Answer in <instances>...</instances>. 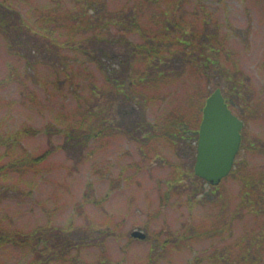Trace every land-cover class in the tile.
Segmentation results:
<instances>
[{
	"label": "rangeland",
	"instance_id": "374dc122",
	"mask_svg": "<svg viewBox=\"0 0 264 264\" xmlns=\"http://www.w3.org/2000/svg\"><path fill=\"white\" fill-rule=\"evenodd\" d=\"M19 1V6L30 16H37L50 6L66 9L71 5L70 0ZM126 1L111 0V4L116 8ZM187 1L192 5L196 0ZM203 1L209 5L205 11H211L214 18L209 29L219 25L220 33L229 36L233 59L250 81L254 105L263 116L264 1ZM191 5L184 8L190 9L189 18L193 17ZM195 27L200 28V23L196 22ZM76 53H63L70 63L64 65L68 67V76H65L58 69L54 55L36 58L30 54L25 58L11 51L0 35V80L7 75L14 77L0 88V130L14 132L23 126L43 130L49 123L61 128L78 124L84 115L83 108L78 106L89 108L83 100L92 97L93 86L101 87L104 83L95 65L91 61L87 63L85 55ZM75 88L78 89L76 94L73 93ZM215 88L214 82L207 87L199 74L188 71L167 88L166 95L164 88L157 91L161 96L158 100L165 98L166 102L161 109L155 103L149 118L157 111L159 115L174 110L193 122L190 115L194 116L197 111L196 122L200 124L203 113L199 114L198 110ZM79 97L82 103L78 102ZM116 113L118 111L104 112L103 119L114 118L118 127L129 122L121 113ZM251 115V131L264 139V118ZM133 119L130 118L131 122ZM122 130V127L118 133L105 130L108 135L91 140L81 151L80 147H71L75 140L67 143L64 133L49 137L45 131H40L24 137L23 145L34 155H41L52 146L64 145V148L54 149L35 168H18L0 175L4 186L0 223L9 231H29L44 227L48 221L59 226L73 220L82 228L76 236L80 239L83 236L89 242L72 253L81 264H232L228 258L236 254L244 258L240 250L250 249L244 247L250 245V234L264 226V215L255 214L250 202H240L242 182L228 176L217 190L211 188L210 195L214 199L218 197L215 205L192 203L189 206L181 200L178 185L176 192L170 191V201L163 205L161 195L167 191L165 181L170 178L174 164L190 157L189 149L175 153L161 142L153 143L151 148L140 147ZM20 153L21 147L15 150L13 158ZM248 163L261 173L258 177L264 178L263 154H251ZM184 182L189 187L200 183L187 174ZM205 187L210 189L208 183ZM92 189L97 203L85 200L86 203L78 206L84 192ZM214 220L220 228L216 234L198 235L190 240L182 238L185 232L212 224ZM96 227L103 229V239L93 232ZM135 229L144 231L150 239L132 237ZM166 240L173 243L164 246ZM6 244L0 247V264H26L32 257L29 248ZM256 254L255 249L248 252L249 258Z\"/></svg>",
	"mask_w": 264,
	"mask_h": 264
},
{
	"label": "trees",
	"instance_id": "16d2710c",
	"mask_svg": "<svg viewBox=\"0 0 264 264\" xmlns=\"http://www.w3.org/2000/svg\"><path fill=\"white\" fill-rule=\"evenodd\" d=\"M18 1L0 0V35L11 51L25 58H29L30 54L36 58L54 55L58 59V69L65 76H68V67L64 65L70 63L65 60L64 51L83 54L88 58L86 62L91 61L101 73L104 86L91 88L92 97L83 100L89 108L78 106L83 108L84 115L77 125L61 128L49 123L43 130L28 126L14 132L0 130V175L18 168H35L54 149L64 148V145L52 146L43 154L34 155L22 143L23 138L31 133L35 135L45 131L49 137L64 133L68 138L67 143L75 140L71 147H80L81 151L91 140L106 135L108 132L105 133V130L118 133L122 127L123 133L131 135L140 147L151 148L153 143L161 142L175 153L189 149L190 157L174 164L170 178L165 181L167 191L161 195L163 205L170 201V191L176 192L178 185L181 200L189 206L192 203L215 205L218 197L214 199L210 191L217 190L219 184H209L196 176L193 169L199 136L197 111L194 116L190 115L193 122L174 110L158 115L155 109V116L149 118V111L155 103L161 109L166 102L165 98L158 100L161 96L157 95V91L164 88L163 94L166 95L168 87L191 71L199 74L207 87L213 82L220 87L229 107L245 123L241 131V146L228 176L242 182L240 202H250L255 214L264 215V178L258 177L261 173H257L248 163L251 154L264 155V139L253 133L250 127L251 114L257 115V118H264V115L254 105L250 81L239 69L238 61L233 59L229 36L220 33L219 25L218 28L209 29L214 18L211 11H205V7L207 9L209 6L207 2L196 0L191 5L187 0H127L123 6L114 8L111 0H70L71 5L66 9H59L55 5L40 11L37 16H30ZM187 5L192 6V18L188 16L190 9H184ZM179 14L181 16L178 17ZM196 22L200 23V28L195 27ZM261 66L264 68V60ZM13 79L12 75H7L0 80V88ZM71 84L75 85L73 81ZM77 92L75 88L73 93ZM83 101L81 97L78 98L79 103ZM202 110L203 106H200L199 114ZM114 111L121 113L129 122L119 128L114 124V118L103 119L104 112L114 114ZM133 117L131 122L130 118ZM19 147L21 153L13 158ZM186 174L200 183L193 187L184 185ZM206 183L210 189L205 187ZM2 187L0 183V203L3 200ZM92 191L94 189L84 192L78 206L86 203L85 200L97 203L98 199ZM210 223L199 226L195 231L185 232L182 238L208 237L220 231L217 220ZM53 224L48 221L44 227L29 231H9L0 223V247L13 243L29 248L32 257L26 264H81L78 256L72 254L74 250L80 251V247L89 244L83 236L81 239L76 236L82 231L81 226L75 225L73 220L59 226ZM263 227L250 234V245L244 247L250 249L240 250L244 258L236 254L228 261L232 264H264ZM93 232L104 238L101 235L104 234L103 229L96 227ZM105 233L110 235L109 232ZM170 242L166 240L163 244L165 246ZM254 249L255 253L260 254L249 258L248 252ZM195 262L199 260L195 259Z\"/></svg>",
	"mask_w": 264,
	"mask_h": 264
},
{
	"label": "water",
	"instance_id": "95a60500",
	"mask_svg": "<svg viewBox=\"0 0 264 264\" xmlns=\"http://www.w3.org/2000/svg\"><path fill=\"white\" fill-rule=\"evenodd\" d=\"M244 122L229 108L221 88L206 99L199 127L195 174L211 185H218L228 176L239 152ZM131 235L144 239L141 230Z\"/></svg>",
	"mask_w": 264,
	"mask_h": 264
}]
</instances>
